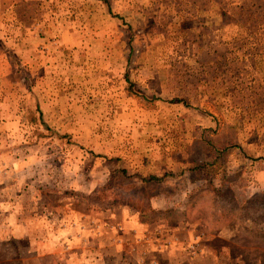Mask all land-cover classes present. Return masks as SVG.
Returning a JSON list of instances; mask_svg holds the SVG:
<instances>
[{"label":"rangeland","instance_id":"374dc122","mask_svg":"<svg viewBox=\"0 0 264 264\" xmlns=\"http://www.w3.org/2000/svg\"><path fill=\"white\" fill-rule=\"evenodd\" d=\"M0 227V264H264V0H0Z\"/></svg>","mask_w":264,"mask_h":264},{"label":"crops","instance_id":"0c3cea01","mask_svg":"<svg viewBox=\"0 0 264 264\" xmlns=\"http://www.w3.org/2000/svg\"><path fill=\"white\" fill-rule=\"evenodd\" d=\"M16 212V211H15ZM43 212V211H42ZM34 213V211H27V213L25 214V222L27 223V227L29 228L30 231H24L21 227L22 225V221L19 220L18 214L21 212L17 210V212L15 213V218H16V224L13 226V232H11V235L9 236H3L4 238H22L25 237L28 242H27V252H35L37 255L40 254H49L52 253L55 246H57V248H60V246H63L65 244L66 241V237L65 234L62 233V231L60 232L59 230H57V233L55 234L54 231L51 230V227L46 223V218L44 213ZM35 223H42V229H41V239L39 240V236L37 234H31L32 232V226H34ZM21 224V225H19ZM1 228V227H0ZM27 229V228H26ZM27 232H30L27 233ZM35 237V238H34ZM30 238H33V240H31ZM70 242V241H69ZM95 254H98V250L95 251ZM70 259V257H69ZM76 264V263H73Z\"/></svg>","mask_w":264,"mask_h":264},{"label":"trees","instance_id":"16d2710c","mask_svg":"<svg viewBox=\"0 0 264 264\" xmlns=\"http://www.w3.org/2000/svg\"><path fill=\"white\" fill-rule=\"evenodd\" d=\"M123 172H124V171H123ZM148 180L159 181V180H161V178L156 177V176H151V177H149Z\"/></svg>","mask_w":264,"mask_h":264}]
</instances>
